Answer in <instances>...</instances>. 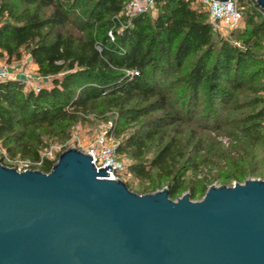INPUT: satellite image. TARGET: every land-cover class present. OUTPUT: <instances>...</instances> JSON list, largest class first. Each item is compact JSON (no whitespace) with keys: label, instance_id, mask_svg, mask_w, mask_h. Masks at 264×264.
Here are the masks:
<instances>
[{"label":"trees","instance_id":"1","mask_svg":"<svg viewBox=\"0 0 264 264\" xmlns=\"http://www.w3.org/2000/svg\"><path fill=\"white\" fill-rule=\"evenodd\" d=\"M130 1L0 0V58L28 53L51 81L36 90L0 81L4 164L7 152L50 171L59 153L41 156L43 134L64 135L90 116L110 120L117 153L130 157L126 172L149 181L138 193L166 185L177 198L202 163L256 158L264 146V12L255 0H237L243 25L227 35L194 0H154V14L127 15ZM231 124L253 143L224 149L215 136Z\"/></svg>","mask_w":264,"mask_h":264},{"label":"water","instance_id":"2","mask_svg":"<svg viewBox=\"0 0 264 264\" xmlns=\"http://www.w3.org/2000/svg\"><path fill=\"white\" fill-rule=\"evenodd\" d=\"M107 170L77 146L48 172L0 158V264H264V179L173 199Z\"/></svg>","mask_w":264,"mask_h":264},{"label":"rangeland","instance_id":"3","mask_svg":"<svg viewBox=\"0 0 264 264\" xmlns=\"http://www.w3.org/2000/svg\"><path fill=\"white\" fill-rule=\"evenodd\" d=\"M193 5L195 7H201L204 10L206 9L201 0H194ZM154 13L155 12L152 11V14ZM240 24L243 25V21H241ZM0 63L6 67H9V65H17L19 69L16 77L19 80L25 82V89H37L33 87L35 79L31 78L37 73V65L32 61L28 53H24L20 60H14L10 63L6 62L5 58H0ZM27 71L29 74L28 76L25 75ZM50 83L51 81L48 79L46 82H43L41 84V87L49 86ZM262 93L264 96V91ZM110 126V120H102L100 118L90 116L86 120H80L77 123L73 124L69 128L68 132L64 135L61 133L57 134L56 136L51 134H43L42 137L44 146L41 148V156L54 159L57 157L58 153L71 146H77L78 148L87 151L95 144L96 139L102 134L108 137L110 136L108 135ZM225 131L226 132L221 131V134L215 136L216 140L221 142L224 149H230L231 145H244L253 143V140L249 137H245L244 141L246 142L240 141L241 138H243V132H240L239 129H235L234 124L227 126L225 128ZM110 137L114 141L119 142L115 137ZM256 149L257 156L255 159H253L250 155L232 154L219 159L218 166H212V164L209 163H202L198 171L186 177L185 187L183 188L182 192H180L179 196H181L185 192H189L191 194V191L195 189L198 191V193L192 199L199 200L203 197L205 188L207 189L211 184L232 185L235 182H243L244 180L237 181L235 179H231L230 182H226L224 179L227 175H230L238 170H245L247 172L246 179H264V146L262 145V143H258ZM4 156L5 162L9 164V166L16 167L18 170H24L28 168L39 169V162L34 161L29 157L23 158L20 154H17L16 157L12 159L7 152L4 153ZM118 158L126 164L130 162V157L127 154L120 153L118 154ZM254 168H257L256 172H253ZM213 175L214 177H212ZM123 178L124 180H128L130 182L131 187L136 192H141V186L143 184L149 183L148 180L136 178L132 173L129 172H126V174L123 175Z\"/></svg>","mask_w":264,"mask_h":264},{"label":"built area","instance_id":"4","mask_svg":"<svg viewBox=\"0 0 264 264\" xmlns=\"http://www.w3.org/2000/svg\"><path fill=\"white\" fill-rule=\"evenodd\" d=\"M209 13V22L213 29L227 35L229 31L240 25L242 14L237 5V0H201ZM154 0H131L125 7L127 15L151 11L153 9ZM264 12V11H263ZM25 75H29L25 73ZM17 73L10 71L8 67L0 63V81L4 79H18ZM34 78V88L41 87L43 82L49 78L36 73ZM109 136L102 134L95 141V144L87 150L92 155V160L97 168L110 165L111 170H107L108 178H123L126 174L127 164L118 158L116 146L118 142Z\"/></svg>","mask_w":264,"mask_h":264},{"label":"crops","instance_id":"5","mask_svg":"<svg viewBox=\"0 0 264 264\" xmlns=\"http://www.w3.org/2000/svg\"><path fill=\"white\" fill-rule=\"evenodd\" d=\"M8 69L10 70V71H14V72H18V66L16 65H9V67H8ZM27 73H28V71H27Z\"/></svg>","mask_w":264,"mask_h":264}]
</instances>
